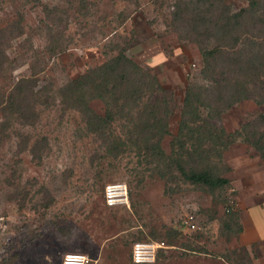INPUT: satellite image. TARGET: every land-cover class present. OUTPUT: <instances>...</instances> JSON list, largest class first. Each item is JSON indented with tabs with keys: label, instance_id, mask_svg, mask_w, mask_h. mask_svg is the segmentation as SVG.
I'll return each mask as SVG.
<instances>
[{
	"label": "rangeland",
	"instance_id": "1",
	"mask_svg": "<svg viewBox=\"0 0 264 264\" xmlns=\"http://www.w3.org/2000/svg\"><path fill=\"white\" fill-rule=\"evenodd\" d=\"M242 10L223 34L219 19ZM119 52L156 77L143 102L161 104L168 134H130L142 108L122 97L110 101L111 134L71 105L66 83ZM18 90L22 123L0 133V264H63L68 253L83 264L237 262L240 213L264 200L252 144L264 147V0H0V97ZM104 100L89 107L104 115ZM183 110L198 119L181 134ZM159 135L163 158L136 155L134 142ZM179 166L228 182L193 183ZM135 243L155 245V258L135 263Z\"/></svg>",
	"mask_w": 264,
	"mask_h": 264
},
{
	"label": "trees",
	"instance_id": "2",
	"mask_svg": "<svg viewBox=\"0 0 264 264\" xmlns=\"http://www.w3.org/2000/svg\"><path fill=\"white\" fill-rule=\"evenodd\" d=\"M253 4L254 3L251 5ZM245 12L246 10H242L238 13H233L226 18V21L219 19L221 24H216L219 25L218 29L221 27L223 34L231 33L238 27L240 24L239 19ZM204 51L205 55L211 59H214L218 52H222L217 46L210 49L207 48ZM146 70L147 69L144 71L140 65L126 56L124 52H119L103 63L88 68L85 73L78 75L76 78L70 79L66 83L64 92L70 98L71 105L82 114L88 129L94 133L111 134L105 131L111 129L114 119L113 111L109 109L111 105L110 101L116 102L120 99L119 97H122L121 99H123L125 106L131 104L130 110L133 109L132 107L142 108L141 115H139L140 117L137 119L138 122L132 123L135 131H129L130 134H168V123L164 117V112H162L161 104H159V102L152 104L143 102L146 92L155 91L152 90V86L155 85L158 87L157 91L160 90L156 77L150 75L148 70ZM118 88H121V93L116 96ZM19 93L22 95L21 90H18L14 94H8L7 96L2 94L0 97L1 111L5 116L4 123L0 125V133L4 136H7L4 132L7 128L11 127L13 120L22 123L24 118L25 106ZM193 96L191 91L188 92L184 98L183 109L193 105ZM96 97L103 100L108 99L104 100L108 107L104 115H100L89 107V101ZM149 97H147V99ZM142 115H144V117H142ZM187 115H189V113L183 110L179 127L181 134H183L185 130H190L189 123L191 121L195 122L196 119H198V116H195L194 120L188 119ZM139 127L140 130H138ZM160 139L161 136L159 135L157 138L155 137L152 142L147 139L144 143L134 142L133 149H135L136 155L138 157L145 156L154 160L163 158L164 152L160 147ZM252 144L264 158V147L259 144V142L253 141ZM179 167L182 174L193 183H200L214 188L228 182L225 178L216 177L207 170H190L186 172L181 168L182 166ZM181 225H183L182 222ZM239 231H241V228Z\"/></svg>",
	"mask_w": 264,
	"mask_h": 264
},
{
	"label": "crops",
	"instance_id": "3",
	"mask_svg": "<svg viewBox=\"0 0 264 264\" xmlns=\"http://www.w3.org/2000/svg\"><path fill=\"white\" fill-rule=\"evenodd\" d=\"M262 212L264 213V200L248 205L240 213V236L244 241V246L242 253L236 252L234 254L237 262H242L243 259H247L246 261L251 259L252 264H257L260 260L261 263L258 262V264H264V217ZM217 259L223 264H232V260L225 255H219Z\"/></svg>",
	"mask_w": 264,
	"mask_h": 264
},
{
	"label": "built area",
	"instance_id": "4",
	"mask_svg": "<svg viewBox=\"0 0 264 264\" xmlns=\"http://www.w3.org/2000/svg\"><path fill=\"white\" fill-rule=\"evenodd\" d=\"M111 191V190H109ZM183 222L194 228L193 216L189 215ZM163 243H156V247H162ZM155 245L150 243H135L133 246V261L135 263H146L152 261L155 257ZM83 256L75 253H68L63 259V264H83Z\"/></svg>",
	"mask_w": 264,
	"mask_h": 264
}]
</instances>
